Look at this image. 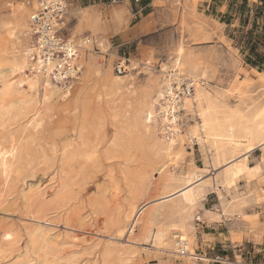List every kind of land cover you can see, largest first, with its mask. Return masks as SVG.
<instances>
[{
	"label": "rangeland",
	"instance_id": "rangeland-1",
	"mask_svg": "<svg viewBox=\"0 0 264 264\" xmlns=\"http://www.w3.org/2000/svg\"><path fill=\"white\" fill-rule=\"evenodd\" d=\"M32 1L0 0V34L15 9L21 5L29 7ZM63 1L66 5L61 34L67 41L87 38L88 43L80 52L79 79L69 86L61 100L45 105L36 144L45 146L42 147L45 150L51 149L52 143L63 144L84 122L102 123L105 139L97 159L80 172L74 165L65 205L48 203L54 199L60 182L48 168H40L25 185L40 186L45 194L47 207L40 208V214L25 208L17 190L8 199L0 200V245L1 249L8 250L0 258V264H213L209 262L216 254L223 256L227 264H235L236 256L242 264H264V185L255 195L242 180L235 186L227 183L214 188L210 179L214 172L207 164V151L189 139L195 121L184 111L180 112L178 122L183 143L175 149L182 155L164 170L177 175L191 171L202 173L204 180L201 181H205L192 221L196 260L186 263L177 259L169 248H157L153 244L158 232L157 212L162 205L176 200L182 189L163 196L165 175L153 172V167L159 164L150 162L143 151L131 146L120 130L121 124L111 118V112H125L123 115L127 117L142 107V102L154 90L153 79L162 65L171 60L179 43L205 73L209 91L226 88L242 63L264 72V0ZM215 1L229 2L228 9L233 15L221 18L227 27L217 26L213 19H208L213 13L207 6ZM122 62L130 71L124 73L125 66L120 67ZM120 70L123 74H119ZM96 71L102 73L101 77H97ZM114 77H123V86L109 110L104 106L103 86ZM64 81L68 85L70 80ZM244 86L250 98L255 101L262 98L260 101L264 102V88L259 83L247 82ZM113 108L118 109L112 111ZM18 128H13V132ZM116 133L121 136V145L114 158L106 159L104 150ZM262 153L255 149L248 154L249 169L261 161ZM262 167L264 177V164ZM142 173L152 174L153 178L145 183ZM114 187L119 194L115 198L110 194ZM255 196L259 201L253 200ZM131 205L139 207L137 217H140L132 225L121 218L129 213ZM206 212L219 216L208 220ZM119 227L128 230L122 238L123 244L130 236L128 244L132 246L123 252L111 246L118 241L115 237ZM34 229L39 234L35 235ZM73 237L77 240H70ZM106 252L111 253L108 260L103 258Z\"/></svg>",
	"mask_w": 264,
	"mask_h": 264
},
{
	"label": "bare ground",
	"instance_id": "bare-ground-1",
	"mask_svg": "<svg viewBox=\"0 0 264 264\" xmlns=\"http://www.w3.org/2000/svg\"><path fill=\"white\" fill-rule=\"evenodd\" d=\"M65 5L63 0H33L29 7L18 6L11 12V19L4 22V32L0 34V200L4 201L6 197L8 199V195L17 190L25 208L36 214H40V208L47 207L45 194L40 186H25L26 181L34 179L40 168L52 169V173H56L60 182L54 199L48 203L52 202V206H55L53 203L63 206L73 179L74 165L80 172L97 159L100 155V144L105 139L102 123L84 122L63 144L52 143L49 150L36 144V135L43 124L41 114L45 105L47 102L61 100L69 86L79 79L78 75L82 71L80 52L86 49L88 43L87 38L80 41L65 39L61 43L55 36L60 25L51 17L52 12L61 10ZM48 7L51 9L44 13L39 27L40 35L35 40L33 32L38 31V28L33 26V19ZM213 22L221 26L214 19ZM55 51H60L62 55L55 56ZM174 51L171 60L162 65L153 79V96H147L142 102L143 105L141 104L142 107L137 110L133 108L134 111L128 113L127 117L123 115L125 112H111V118L115 123L121 124L120 130L131 146L143 151L150 162L159 164L153 167V172L165 175L162 195L166 196L182 189L176 200L170 204H160L162 206L156 219L158 232L153 244L161 250L169 248L177 259L190 263L196 260V234L192 221L195 220L194 211L198 200L202 197L200 188L205 181L202 182V173L191 171L186 175H177L164 170L167 165L173 163V159L182 155L175 150L183 143L178 124L180 112H188L195 121V126H192L189 132V139L205 147L207 164L214 172L210 178L214 188H217V184L227 183L235 186L242 180L250 186L255 195L261 185H264V177L261 175L264 164V102L260 101L262 98L258 101L250 98L244 85L247 82H256L264 88V72L242 63L233 81L226 88L209 91L205 83V73L201 72L184 52L182 44H177ZM130 64L132 65V62ZM121 65L123 67L125 63L122 62L120 67ZM127 71H130L129 66L124 67V73ZM95 74L97 77L102 75L98 71ZM119 74H123L121 70ZM66 79L70 80L68 85L64 81ZM122 79L123 77H114L103 86L106 109H111L114 98L121 91ZM115 110L113 108L112 111ZM17 127L20 128L13 132L12 129ZM120 138V134L116 133L113 141L107 148L104 147L106 159L114 158L117 148L121 145ZM255 149L263 152L260 157L262 159L254 168L249 169L246 165L247 156ZM142 176L145 183L153 178L152 174L142 173ZM110 194L114 198L117 197L118 189L110 190ZM253 200L256 202L259 198L255 196ZM62 206L60 208H63ZM138 211V206L131 205L129 213L121 218L131 224L137 220ZM205 216L212 220L219 215L206 212ZM126 231L128 230H125V227H119L115 238L118 241L121 239L122 242V238L127 235ZM34 234H39L38 229H34ZM129 237L126 244L117 241L111 246L122 252L123 249L129 250L132 247L128 244ZM175 239L185 243V255L176 254ZM70 240L77 239L73 237ZM1 247L0 245V258L5 257L4 253L8 252ZM108 248L105 247L106 250ZM31 250H35L34 243ZM110 255L111 253L106 252L103 258L108 260ZM237 257L235 264L244 263ZM221 263L227 264L225 261Z\"/></svg>",
	"mask_w": 264,
	"mask_h": 264
},
{
	"label": "built area",
	"instance_id": "built-area-1",
	"mask_svg": "<svg viewBox=\"0 0 264 264\" xmlns=\"http://www.w3.org/2000/svg\"><path fill=\"white\" fill-rule=\"evenodd\" d=\"M125 1H130V2H134V3H139L141 0H125ZM116 0H112V3H115ZM49 8L46 9V10H43V11H40L38 13V15L35 17V19H33V26H35L36 28H38V31L36 32H33V37L35 40H37L38 36L40 35V26L42 24V18L44 17V13H47L49 11ZM63 9V11H62ZM61 10L59 9L57 12H52V16L58 23H59V28L56 30L55 32V36L59 39V41L62 43L63 41H65V38L63 37V35L61 34L60 30L62 28V25L64 24V12H65V7L62 8ZM44 51H46V49H44ZM54 55L55 56H61V52L60 51H55L54 52ZM176 241V254L178 256H183L185 255V243L178 240V239H175ZM205 255V254H203ZM201 256V255H199ZM204 257V256H203ZM224 257L223 256H220L219 254H216L213 256V258L210 260L209 263H213V264H222L221 262H224Z\"/></svg>",
	"mask_w": 264,
	"mask_h": 264
},
{
	"label": "crops",
	"instance_id": "crops-1",
	"mask_svg": "<svg viewBox=\"0 0 264 264\" xmlns=\"http://www.w3.org/2000/svg\"><path fill=\"white\" fill-rule=\"evenodd\" d=\"M229 7V2L225 1V2H212V5H208L207 9H210L211 12L213 13V15L208 18L209 20L214 19L216 20L221 26L222 24L227 27L226 25V21H224V19L222 20V17H226L227 15H233L232 12H230V10L228 9ZM223 8V9H222ZM228 17V16H227ZM217 223V222H215ZM216 240L221 241V238H216Z\"/></svg>",
	"mask_w": 264,
	"mask_h": 264
},
{
	"label": "trees",
	"instance_id": "trees-1",
	"mask_svg": "<svg viewBox=\"0 0 264 264\" xmlns=\"http://www.w3.org/2000/svg\"><path fill=\"white\" fill-rule=\"evenodd\" d=\"M251 67V66H250ZM252 68H254V67H252Z\"/></svg>",
	"mask_w": 264,
	"mask_h": 264
}]
</instances>
